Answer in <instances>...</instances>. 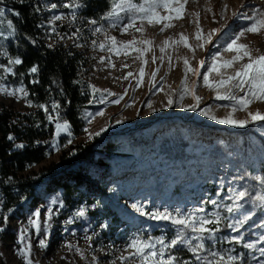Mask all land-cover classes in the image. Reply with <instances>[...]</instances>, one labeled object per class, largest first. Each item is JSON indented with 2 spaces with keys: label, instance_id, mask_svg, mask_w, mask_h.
Returning <instances> with one entry per match:
<instances>
[{
  "label": "rangeland",
  "instance_id": "374dc122",
  "mask_svg": "<svg viewBox=\"0 0 264 264\" xmlns=\"http://www.w3.org/2000/svg\"><path fill=\"white\" fill-rule=\"evenodd\" d=\"M56 2L60 5L56 9H51L50 3L46 4L50 12L44 32L41 33L42 39L49 46L63 44L79 51L88 63L90 86L91 88L94 86L99 91L94 94L95 108L91 110L92 112H86L83 118L84 124L80 134L75 135L69 129L71 135L65 131H61L59 136L55 135L51 154L44 162L32 169L38 170L52 163H58L62 149L77 143L94 144L98 138L124 136L133 130L144 138L140 144L133 143L128 138L122 139V149L132 151L130 154L123 155L127 157L126 163H136L134 170L104 185L106 192L115 195L116 203L125 211L122 221L112 222L110 218H107L100 210L101 201H97V198L93 196H90L89 200L68 204L64 201L60 188L47 194L41 186L35 192L33 201L27 198L8 211L0 205V226L5 229L0 232V264H24L23 257L19 255L22 245L18 237L20 231L25 228H27L28 238L25 243L28 240L31 242L33 264H139L138 257H130L134 250L129 249L128 245L133 239L151 240L154 249L159 250L160 245L157 240L164 238L166 242L170 241L175 236L176 229L169 221L140 215L132 208L133 204L142 205L145 212H171L175 215L176 210L179 209L183 214L194 213L201 218L219 216L228 223L237 224L238 230L231 229L229 235H221L219 230L215 231V226H208L214 229L217 240L215 250L223 254L225 259L228 255L243 253L245 264L248 261L256 264L252 258L258 257L259 248L264 247V244L258 243L259 238L264 236V228L257 227L256 224L259 226L264 222L261 216L253 215V205L259 207L258 202H255L253 198L262 192L261 186L254 190L251 198L240 201L242 208L236 213L229 214L226 207L214 206L211 203L212 200L224 206L232 204V201L228 199L229 189L245 190L244 183L236 180V175L241 174L243 170L232 161L210 160L207 153L203 151L215 143L225 145L226 139L222 136L223 134L232 136V133H242L253 126L258 129V137L264 141V121L249 122L243 128L219 123V119L228 118L230 115L236 120L250 118L248 112L244 110L238 109L233 113L229 101L217 100L216 90L206 86L203 77L208 76L209 82L215 84L221 76L226 79L234 75L240 64L232 68L222 67L221 75L215 72L209 75L213 57H220L217 61L219 64L233 59L236 53L224 51V49L230 40L250 23L239 18V15L241 13L255 15L257 9L264 12V0H188L183 18L171 21L174 27L161 31L164 25L169 23L168 20L155 26L144 22L143 32H136L135 28H132L128 33H123L120 27H110V21L103 19L106 15L96 20L97 25H92L89 21L93 19L86 18L77 11L61 10L65 3L72 4L74 9L78 4L77 0H56ZM159 14L165 17L169 15L164 10H160ZM54 15H60L63 18L53 21L51 18ZM172 15L174 17L175 13ZM96 27H101L102 30L94 34L93 29ZM135 27H141L139 21ZM201 29L202 38L198 41L196 33ZM0 31L8 37L0 38V77H2L0 88L11 91L23 85L27 93V95L17 93V96L13 97L0 91V104L22 113L35 110L37 107L34 103L31 102L32 106H28V91L25 84L14 83L9 78L14 73L8 65L11 57L7 45L11 33L4 27H0ZM210 32L214 33L211 43L204 44L203 48L198 47L199 44L204 43L203 36ZM181 33L188 38V44L194 51L180 42ZM106 37L116 38L119 42L116 45L118 51L109 49L110 41ZM132 40H150L153 43L151 46L136 44L125 48L124 43ZM165 41L169 43L166 45ZM174 41L176 43H173ZM238 43L248 45L254 56L264 55V30L259 34L248 33ZM101 44L105 45L104 50L100 49ZM149 47L151 50L145 52L143 60L138 59L140 53L135 49ZM161 47L165 49L163 53L160 51ZM153 57L156 58L155 62ZM185 58L188 59L190 67L197 70L198 75L185 72ZM144 60L147 61L146 64L143 63ZM244 62H247L246 58L241 63ZM141 68L144 69V76L142 83L138 84ZM153 72L157 73L155 80L152 78ZM128 73L133 75L128 76ZM125 76H128V79H124ZM185 80L187 87L193 89L195 95L200 98L199 102L193 99L191 93L185 92ZM226 91H232L238 96L245 95L231 87L219 89L221 95H224ZM109 93H115V95H109ZM169 99L173 101L171 105L168 104ZM116 100H119L118 104L114 103ZM149 104L151 107H148ZM192 106H195V110H192ZM248 111L253 113L259 111L264 114V102L252 103ZM97 112H104V115L87 116L88 113ZM186 113L205 118L207 137L193 125L195 120L193 117L186 122L182 120L181 116ZM212 115L217 119H211ZM90 119L91 123H89ZM176 132H181L191 139L194 143L192 150L200 155V158L193 159L195 162L186 171H182L178 178H174L176 172H173L164 180L163 171L168 169V165L159 152L160 142L166 134L171 135ZM96 133L100 134L96 135ZM60 136H64L66 143H58ZM69 140L72 141L70 144ZM251 140L256 144L259 143L258 138L252 137ZM250 164L255 167L252 161ZM256 176L258 171L253 170V179ZM159 185V192H157L155 187ZM53 200L58 201L57 205L51 204ZM61 201L62 208L59 207ZM50 206L55 214L51 221H47L46 213ZM201 207L205 209L204 212H194ZM78 210H84L86 216L76 217ZM36 211L41 214L39 233L34 226H29V219ZM5 215L8 216L6 224L2 220ZM261 215H264V211ZM70 219L73 220L72 223H68ZM240 220H243L242 225L239 224ZM105 223L108 225L107 228L103 227ZM48 225L50 227H48L47 246L41 248L39 240L45 238L44 229ZM248 231L251 232L250 235L247 234ZM186 234L191 235L190 230ZM240 236L243 237V242L256 243V248L249 250L243 247V242L236 243L234 238ZM195 243L197 241H193V244ZM204 243L206 248L211 246L208 240ZM169 253L178 257V260L196 264L191 252L179 245L175 249H166L164 255L158 258L167 259ZM201 254L206 253L202 250ZM121 257H130V259H121ZM148 264H154V261L149 260Z\"/></svg>",
  "mask_w": 264,
  "mask_h": 264
},
{
  "label": "trees",
  "instance_id": "16d2710c",
  "mask_svg": "<svg viewBox=\"0 0 264 264\" xmlns=\"http://www.w3.org/2000/svg\"><path fill=\"white\" fill-rule=\"evenodd\" d=\"M79 7L65 8V12L77 11L86 18L98 20L108 14L112 0H77ZM47 2L57 4L56 0H0V9L4 10V17L0 18V27L11 33L7 48L11 58H19L23 62L19 65H8L13 69L9 78L14 82H22L28 91V99L36 105V109L29 112H19L0 104V199L5 211L12 209L30 198L35 199V192L40 189L51 194L60 188L65 202L73 204L89 200L90 196L101 201V211L113 221H122L125 211L116 203V196L106 192L104 185L115 178L124 177L136 164L126 163L124 153H132L122 149V139L140 144L144 137L136 130L127 135L105 136L98 138L94 144L77 143L63 148L58 163L38 170L34 166L44 162L52 152L56 135L55 123L49 122L48 115L61 117L70 124L71 131L79 135L84 124L86 112L93 110L96 100L88 81L89 67L86 59L76 49L63 44L49 46L42 39L41 33L46 27L49 10ZM142 2V0H134ZM39 7V11L36 8ZM19 12L16 16L14 13ZM12 21L15 34L8 28V21ZM35 41V44L32 41ZM36 66L38 72L33 74L30 69ZM36 80L38 83H33ZM53 102L60 105L53 109ZM48 106L46 114L38 105ZM92 112V111H91ZM185 122L194 118L193 125L204 136L207 135L205 118L186 113L181 116ZM255 126L248 131L223 134L226 144L215 143L203 153L215 161L234 162L243 170L236 175V180L243 182L249 193L246 199L252 197L259 183L253 179V170L258 176H264V141L258 137ZM14 137L9 140L8 137ZM207 137V136H206ZM258 138L254 143L250 138ZM58 143H66L64 136L58 138ZM23 144L24 148H17ZM189 137L181 132L166 134L160 142L159 152L165 159L168 169L163 171L164 180L176 172L178 178L182 171H186L200 158L192 148ZM120 154V155H119ZM230 160V161H229ZM250 161L254 163L252 167ZM159 186L155 189L159 192ZM262 194V192H260ZM264 194V192H263ZM257 204V203H256ZM254 217L261 216L264 222V211L254 204ZM228 222L220 220L219 234L229 235L231 229ZM257 227L258 224H256ZM250 231L247 232L250 235Z\"/></svg>",
  "mask_w": 264,
  "mask_h": 264
},
{
  "label": "snow or ice",
  "instance_id": "6c2138e0",
  "mask_svg": "<svg viewBox=\"0 0 264 264\" xmlns=\"http://www.w3.org/2000/svg\"><path fill=\"white\" fill-rule=\"evenodd\" d=\"M188 0H142V2H134V0H112L111 2V8L108 14L103 17V19L110 21V27L117 28L120 27L123 33H128L129 29L135 28L136 32H143L142 25L144 22H147L153 26L155 24H159L164 20H168L169 23L165 24L164 27L161 29V31L166 30L168 27H174V24L171 23L173 19H182L183 18V12L185 9V5L187 4ZM80 5L77 4L76 7H79ZM58 6L57 4L53 3L50 5L51 9H56ZM65 8H72L73 5L69 3H65L63 5ZM37 11H39V7L36 8ZM160 10H164L169 13L168 16H160L159 12ZM255 15H247L244 13H241L239 15V18H242L244 20L249 21L250 23L246 25L234 38L230 40V42L225 47L224 51H232L235 52L236 55L233 57L230 61H225L223 64L217 63L219 61V56L213 57V64L211 66V71L209 72V75H211V72H215L217 75H221L220 69L223 68H232L236 64H240V67L235 70L234 75L228 76L226 79L221 76V79L217 81L215 84L210 83L208 80V76H204V83L209 88H213L216 90L217 100H227L230 102V106L232 107V112L235 113L238 109L244 110L248 112L249 120H236L231 115L228 118L225 119H219L218 122L221 124H231L235 127L243 128L248 125L249 122L256 123L258 121H264V114L260 113L259 111L253 113L248 111L249 106L256 102H264V55L260 56H254L252 54L251 49L246 44H240L238 41L245 37L246 34L252 33V34H259L262 30H264V12L260 11L259 9L255 10ZM172 13H175V16L173 17ZM16 16H19L20 13L16 12L14 13ZM5 13L3 9H0V18L4 17ZM63 17L60 15H54L51 19L53 21H59ZM137 21L140 22L141 27H135L137 24ZM8 28L11 29L12 34H15V28L12 25V21L9 20L8 22ZM89 23L92 25H97L96 20H90ZM102 30L101 27H96L93 29V33L100 32ZM53 31H55V28H53ZM218 31V30H215ZM77 32H79V29H77ZM202 29L198 30L196 33L197 40H201L202 36ZM214 33L210 32L207 35L203 36L204 43H201L198 45V47L203 48L204 44L211 43V38ZM0 38L7 39V35H5L4 32L0 31ZM110 44L108 45L110 50H117L116 45L119 43L115 37H106ZM180 42L183 43V45L189 50L194 51V49L191 48V46L188 44V38L181 33ZM33 44H35V41H32ZM153 42L150 40H141V41H127L124 43V47L128 48L132 45L136 44H144L151 46ZM166 45L169 43V41L164 42ZM173 43H176L175 41ZM93 44L95 45V41H93ZM79 46V45H78ZM101 50H104L105 45L101 44L99 45ZM136 51L140 53V56L137 57L138 59L143 60V56L146 51L151 50L150 47L145 48H136ZM118 51V50H117ZM160 51L163 53L165 49L161 47ZM127 54V53H125ZM245 58L247 62L241 63L242 61H245ZM155 57H153V62H155ZM9 61L11 64L19 65L23 61L19 58L11 59L9 58ZM103 59H101V63H103ZM143 63H147L146 60L143 61ZM185 64V72H191L193 75H198L197 70L193 69L189 65V61L187 58L184 59ZM201 66H203V62H201ZM114 67V65H113ZM125 67H128V65H125ZM158 71V69H157ZM30 72L35 74L38 72V67L33 66L30 69ZM156 72L152 73V78L155 80ZM133 75L132 73H128V76ZM140 79L137 81L138 84L142 83V78L144 76V69H140ZM128 76H125L124 79H128ZM2 79V77H0ZM33 83H38V81L34 80ZM234 88L238 90L240 93H245V95L238 96L235 95L232 91H226L224 95H221L219 92L220 88ZM0 91H3L5 95L16 97L17 93H21L23 95H27L25 88L23 85H21L18 89H12L9 91L7 88H0ZM98 89H96L94 86L92 87V93L95 94ZM185 92L191 93L193 96V99H195L197 102H199V97L195 95V92L193 89H189L187 87V81L185 80ZM109 95H115V93H109ZM181 99H183V96H181ZM104 102L103 100L101 101ZM114 103H119V100L114 101ZM173 101L171 99L168 100V104L171 105ZM28 106H32L31 101H29ZM182 106V105H181ZM43 111L48 114L49 109L46 105H38ZM53 109H58L60 107L59 104L53 102L52 104ZM148 107H151V104L148 105ZM192 110H195V106H192ZM210 111V110H209ZM104 112H97V113H88V117L93 116H103ZM49 122H52L54 119L57 121L62 122H56L55 123V132L56 135L59 136L61 134V131L68 132V135H71V132L68 131L70 129V124L66 120H62L61 117H53L51 114L48 115ZM211 119L216 120L217 117L214 115L210 116ZM91 119L89 120V123H91ZM117 123H120V121H117ZM87 131V129H85ZM100 133H96V135H99ZM9 140H13L14 137L9 136ZM72 141L69 140L68 143L70 144ZM17 148H24L23 144H17ZM254 179L259 183L261 186L262 192H264V176H256ZM230 195L228 196V199L232 201V204L230 205H220L216 200H212L211 203L216 207H226V210L229 214L236 213L241 210L242 205L240 201L244 200L246 196L249 195L247 190H240V191H233L232 189H229ZM254 201L258 202V206L261 207L262 210H264V194H258L254 196ZM3 201L0 200V205H2ZM58 201L53 200L51 201L52 205H57ZM59 207H63V202H59ZM132 208L140 213L142 216H147L149 218L155 219V220H163V221H169L176 229L175 236L170 241H165L164 238H160L157 240V243L160 245L159 250L154 249V245L151 242V240H142L140 238L133 239L130 244L128 245L129 249H133L134 251L131 252V256H136L139 259V264H148L149 260H153L154 264H189L188 261H182L178 260V257L175 255H171L169 253L167 259H162L158 257H162L165 253L166 249H175L178 245L182 248H186L189 252H191L192 256L194 257V260L196 264H245V259L243 253L239 255H228L227 259H225V256L221 254L219 251L215 250V244L217 242L214 229L208 227L209 225L215 226V231H218V225L220 223V217L217 216L215 218H209L207 216H204L203 218L195 215L194 213H188L183 214L179 209L176 210L175 215L171 212H145L144 207L142 205L133 204ZM205 209L203 207L195 209L194 212H204ZM55 213H53L52 207L50 206L47 209L46 213V219L47 221H51L52 217ZM40 212L36 211L33 213V217L29 219V226H34L37 230V232H40L41 224H40ZM76 217H85L86 213L84 210H78L76 212ZM248 215L247 213L245 214ZM3 223L8 222V216L5 215L2 218ZM73 220H69L68 223H72ZM240 225L243 224V220H240ZM48 227L50 225L46 226L44 229V237L43 239L39 240V246L41 248H44L47 246L46 240L48 235ZM103 227L107 228L108 225L105 223ZM227 227L230 229H233L234 231L238 230L239 225L228 223ZM259 227L264 228V223H261ZM5 229L0 226V232H3ZM190 230L191 235H187L186 233ZM27 228L22 229L19 233V243L22 245V247L19 249V255L23 257L24 264H33L31 259V242L28 240L27 243L25 241L28 239L26 236ZM236 243L243 242V237H237L234 238ZM205 240H208L211 242V246L206 248V245L204 243ZM193 241H197V243L193 244ZM258 243L264 244V236L260 237L258 240ZM257 246L256 243L252 242H243V247L249 250L255 249ZM202 250L206 254H201ZM130 257H121V259H130ZM264 257V247L259 248V256L253 257L252 259L255 260L256 264H264V259H261ZM247 264H251V261H248Z\"/></svg>",
  "mask_w": 264,
  "mask_h": 264
}]
</instances>
